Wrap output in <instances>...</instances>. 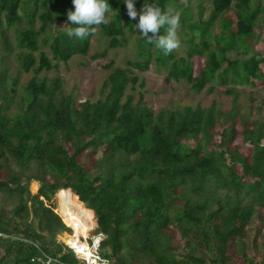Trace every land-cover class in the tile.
I'll list each match as a JSON object with an SVG mask.
<instances>
[{"label":"trees","instance_id":"1","mask_svg":"<svg viewBox=\"0 0 264 264\" xmlns=\"http://www.w3.org/2000/svg\"><path fill=\"white\" fill-rule=\"evenodd\" d=\"M196 1L201 15L204 0ZM108 3V22L98 26L108 42L89 55L95 33L83 40L68 35L76 27L67 18L75 10L72 0H0V264H46L47 256L56 259L50 264H81L56 238L60 232L80 237L54 211L53 198L64 189L93 210L94 235H104L100 254L114 264H237L230 245L242 264H260L247 241L251 224H264V116L261 106L240 110L235 85L252 82L262 58L226 52L251 53V40L259 37L254 28L264 27V0H211L208 15L195 19L190 8H181L184 55H165L134 27L144 3L175 13L173 0H134V20L124 0ZM232 7L234 30L220 18ZM8 29L20 48L16 69L9 66ZM136 30L141 59L128 60L127 67L104 64L109 72L95 99L80 100L59 75H39L76 55L106 56ZM153 55L167 68L166 83L182 81L195 92L225 86L233 95L230 107L214 99L207 106L150 107L141 89L145 78L132 67L148 70ZM194 55L205 58L197 76ZM29 71L33 76L21 84V73ZM32 183H38L35 193ZM174 229L186 253H178Z\"/></svg>","mask_w":264,"mask_h":264},{"label":"rangeland","instance_id":"2","mask_svg":"<svg viewBox=\"0 0 264 264\" xmlns=\"http://www.w3.org/2000/svg\"><path fill=\"white\" fill-rule=\"evenodd\" d=\"M173 2H175L176 6H179L174 10V7L171 5V9L174 10L175 13H178L181 8L186 6L192 10L191 17L193 19L199 18V16L200 18H205L208 15L211 7V0H204L202 13L199 15L198 8L196 6L198 2L196 0H173ZM220 18L229 21L231 29L234 30L236 28L238 17L234 7L223 12L220 15ZM108 19L109 15H107V20ZM179 31L180 28L178 30V34L181 40V47L174 51H176V55H184L187 45L182 41L181 33ZM254 31L255 33L259 34V37L253 38L251 40V53L244 56L240 54L237 49H231L228 50L226 54L232 58H246L251 55L252 52L260 53L262 60L259 64V70L256 72L257 77L251 78L253 83H237L235 85V89L237 91L236 96L237 101L240 104L241 111L254 112L257 107L261 106V113L264 116V27L255 26ZM8 34L9 40L12 42L14 47V50L9 56V66L11 69H16L18 68V65L15 54L20 48L14 45V33L12 29H8ZM137 40V30L133 32H127L126 42L120 47L109 49L106 56L90 58L89 56L76 55L73 56L67 63L59 62L57 68H52L51 70L41 72L39 75L45 74L49 77L59 75L64 80L65 89L69 92H75L77 98L80 100L84 98L95 99L99 96L100 86L109 72V69L104 67V64L108 63L110 60H113V66L127 67L129 66L127 64L128 60L141 59V57L137 56L135 53ZM107 42V38L99 32V27L97 26L95 34L91 40V46L88 54L91 55L102 52L106 47ZM41 48L48 53L49 57L51 56L47 45H43ZM0 52L2 51L0 50ZM191 61L193 65L192 67L194 76H197L203 69L205 58L194 55L191 57ZM132 70H134L140 77L143 76L145 78V85L143 88H141L144 91V100L155 110L161 107L180 108L185 105H195L197 103L202 106H207L213 99L219 101L223 109H227L231 105V98L233 95L224 92L225 86L215 84L213 89H211L210 84H208L201 91L195 92L189 87L188 84L182 81H171L169 84L166 83L165 73L167 68L165 66L159 67L154 60V55L151 57V63L148 70L140 71L133 67ZM33 74L34 72L32 71L22 72L20 76L21 84L25 83L31 76H33ZM139 89L140 87H137V90H131V92L135 94L134 100H137L138 98L137 91ZM240 147L242 148L245 155L250 156L251 146L248 143L241 144ZM33 184L35 185L36 183H32V185H30V190L32 193H35L37 184L35 186ZM53 201L55 203L54 211L58 212V200L56 199V195L54 196ZM262 215L264 218V212ZM94 229L95 228H93L91 231L85 232L84 234L78 232L80 235L79 238L83 240L81 237H87V241L91 242L95 237ZM174 232L176 236L173 242L180 245L178 253H186L187 249L184 246V241L180 239V236L175 229ZM248 233L249 237L247 245L249 255L255 262L264 264V224L260 225L259 219H256L249 227ZM56 238L67 245V243L62 240L60 235H57ZM67 246L70 247L69 245ZM228 254L234 257V260L237 264H242L243 260L240 255H236L234 253L233 245L229 246Z\"/></svg>","mask_w":264,"mask_h":264},{"label":"clouds","instance_id":"3","mask_svg":"<svg viewBox=\"0 0 264 264\" xmlns=\"http://www.w3.org/2000/svg\"><path fill=\"white\" fill-rule=\"evenodd\" d=\"M74 11L67 13V18L76 27L72 28L69 36L83 40L95 33V27L107 23V14L113 9L108 0H72ZM127 13L131 19L137 18V10L134 0H124ZM163 35H157L161 28L165 29ZM139 30L141 38L147 43L154 44L165 55L178 50L181 40L178 34L180 28V16L171 10L162 9L155 3H144L139 21L134 25ZM151 33L152 35H149Z\"/></svg>","mask_w":264,"mask_h":264},{"label":"bare ground","instance_id":"4","mask_svg":"<svg viewBox=\"0 0 264 264\" xmlns=\"http://www.w3.org/2000/svg\"><path fill=\"white\" fill-rule=\"evenodd\" d=\"M58 212L63 218L64 222L79 233L84 234L95 228V217L92 209L87 208L83 203L76 200L71 189H64L58 197ZM62 240L70 247L74 248L79 255H88L89 249L87 244V237H81V240L76 235H66L65 233H58ZM94 237L97 243L98 237ZM85 240V241H84Z\"/></svg>","mask_w":264,"mask_h":264},{"label":"built area","instance_id":"5","mask_svg":"<svg viewBox=\"0 0 264 264\" xmlns=\"http://www.w3.org/2000/svg\"><path fill=\"white\" fill-rule=\"evenodd\" d=\"M96 236L99 238L97 243L95 242L94 238H93V240L91 242L87 241L88 249H89V254L88 255H85V254L79 255V253L74 248L70 247L72 249L74 255L80 260L81 264H114L111 260L103 257L100 254L99 243H100V240L102 239V237L104 235L102 233H99ZM37 260H42V257H38ZM54 261H56V259H53V258L48 257V256L44 260V262L46 264H50V263H52ZM62 264H66V263H62Z\"/></svg>","mask_w":264,"mask_h":264},{"label":"crops","instance_id":"6","mask_svg":"<svg viewBox=\"0 0 264 264\" xmlns=\"http://www.w3.org/2000/svg\"><path fill=\"white\" fill-rule=\"evenodd\" d=\"M37 188H38V183H37ZM37 188H36V190H37Z\"/></svg>","mask_w":264,"mask_h":264},{"label":"water","instance_id":"7","mask_svg":"<svg viewBox=\"0 0 264 264\" xmlns=\"http://www.w3.org/2000/svg\"><path fill=\"white\" fill-rule=\"evenodd\" d=\"M94 217H95V215H94ZM95 226H96V222H95Z\"/></svg>","mask_w":264,"mask_h":264}]
</instances>
